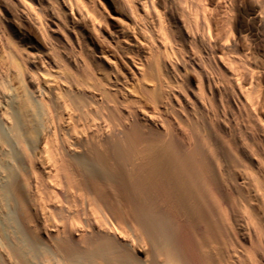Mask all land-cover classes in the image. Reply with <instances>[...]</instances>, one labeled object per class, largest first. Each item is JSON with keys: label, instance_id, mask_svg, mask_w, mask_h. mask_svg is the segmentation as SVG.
<instances>
[{"label": "bare ground", "instance_id": "bare-ground-1", "mask_svg": "<svg viewBox=\"0 0 264 264\" xmlns=\"http://www.w3.org/2000/svg\"><path fill=\"white\" fill-rule=\"evenodd\" d=\"M112 1L0 0V264H264V0Z\"/></svg>", "mask_w": 264, "mask_h": 264}, {"label": "rangeland", "instance_id": "rangeland-1", "mask_svg": "<svg viewBox=\"0 0 264 264\" xmlns=\"http://www.w3.org/2000/svg\"><path fill=\"white\" fill-rule=\"evenodd\" d=\"M102 1H103L104 5L108 6V8L115 5V4H113V1L111 2V0H102ZM114 27L115 26H112L111 29H113ZM115 28L113 30H116V29L119 30V26H118V28H116V29Z\"/></svg>", "mask_w": 264, "mask_h": 264}]
</instances>
